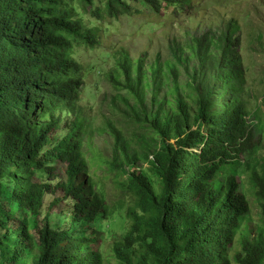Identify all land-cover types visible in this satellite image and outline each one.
<instances>
[{
  "label": "trees",
  "instance_id": "trees-1",
  "mask_svg": "<svg viewBox=\"0 0 264 264\" xmlns=\"http://www.w3.org/2000/svg\"><path fill=\"white\" fill-rule=\"evenodd\" d=\"M133 1L153 13L193 5ZM129 11L123 0H103L92 14L118 19ZM202 24L182 28L163 61L132 59L123 48L114 55L112 100L135 130L106 120L112 151L103 160L83 143L90 126L78 104L82 69L73 57L76 47H95L96 30L66 0H0V264H105L93 248L96 223L114 210L96 191L84 144L91 164L101 158L133 200L128 229L112 247L120 264H264V119L252 126L246 120L241 28L234 18ZM61 129L65 134L53 138ZM56 163L65 165L64 179L52 175ZM242 165L261 208L255 234L244 226ZM55 189L62 196L52 205L68 200L71 211L57 223L49 212L39 221L44 197Z\"/></svg>",
  "mask_w": 264,
  "mask_h": 264
},
{
  "label": "rangeland",
  "instance_id": "rangeland-1",
  "mask_svg": "<svg viewBox=\"0 0 264 264\" xmlns=\"http://www.w3.org/2000/svg\"><path fill=\"white\" fill-rule=\"evenodd\" d=\"M88 28H94L97 33V44L93 49L76 47L74 59L81 66L82 87L78 104L82 107L86 120L89 122V132L84 140H89L95 153L107 160L111 156L112 140L103 130L106 120H110L123 130H135L129 127L118 111L120 106L113 102V93L108 79L109 71L114 63V55L120 50L127 51L132 59L142 57L150 62L159 57L161 61L168 57V44L179 39L182 28L192 30L198 20L204 21L203 28L212 23L217 25L222 19H236L240 25L241 52L248 68V106L249 115L255 125H262L264 119V0H193L192 8L176 10L162 8L158 13L151 12L143 3L133 0H123L130 11L119 15L118 19L103 17L97 19L93 10L103 8V0H92L91 5L80 6L78 0H66ZM195 16L192 22L190 16ZM184 82V79H181ZM65 117V115H64ZM72 117H67L71 119ZM66 120V122H67ZM65 134V129L58 131L53 138L59 139ZM264 135V127H263ZM130 137L129 134H127ZM264 142V136H263ZM83 146L89 165V174L97 192H101L111 206L113 213L106 220L96 223L98 233L93 248L104 257L105 264H120L114 257L113 244L127 231L129 222L125 217L126 208L132 205L131 197L125 196L113 178L105 169L101 158L92 160L91 150ZM263 154L264 152L261 151ZM246 159V158H245ZM65 165H53V176L64 179ZM240 192L249 203V212L244 226L257 232L261 223L260 203L255 195V188L250 181L249 172L242 165L238 170ZM52 180V177H51ZM52 182V181H51ZM56 182H53L54 185ZM60 189L45 195L40 209L39 221L49 212L51 222L57 223L70 213L71 203L61 201L52 205L55 199L61 198ZM52 205V206H50ZM62 212V218H55ZM64 217V218H63ZM3 231V230H1ZM12 238L10 241L14 242ZM239 249L236 243L231 248V255Z\"/></svg>",
  "mask_w": 264,
  "mask_h": 264
},
{
  "label": "built area",
  "instance_id": "built-area-1",
  "mask_svg": "<svg viewBox=\"0 0 264 264\" xmlns=\"http://www.w3.org/2000/svg\"><path fill=\"white\" fill-rule=\"evenodd\" d=\"M246 120H247L248 124L252 126L254 120H252V119L250 118V116H247V117H246Z\"/></svg>",
  "mask_w": 264,
  "mask_h": 264
}]
</instances>
